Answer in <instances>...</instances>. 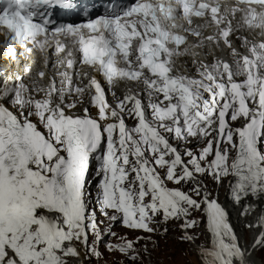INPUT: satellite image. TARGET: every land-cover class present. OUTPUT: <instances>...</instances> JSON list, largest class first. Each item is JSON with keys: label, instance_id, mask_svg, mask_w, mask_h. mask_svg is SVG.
<instances>
[{"label": "snow or ice", "instance_id": "snow-or-ice-1", "mask_svg": "<svg viewBox=\"0 0 264 264\" xmlns=\"http://www.w3.org/2000/svg\"><path fill=\"white\" fill-rule=\"evenodd\" d=\"M170 240L264 264V0H7L0 264H166Z\"/></svg>", "mask_w": 264, "mask_h": 264}, {"label": "rangeland", "instance_id": "rangeland-1", "mask_svg": "<svg viewBox=\"0 0 264 264\" xmlns=\"http://www.w3.org/2000/svg\"><path fill=\"white\" fill-rule=\"evenodd\" d=\"M206 239V236H202L201 240ZM188 250L187 245L177 244L170 240L167 247L161 242V252L154 253L153 259H164L166 264H196V255L194 252L189 255H183L185 251ZM171 256L172 259L169 260L168 257Z\"/></svg>", "mask_w": 264, "mask_h": 264}, {"label": "bare ground", "instance_id": "bare-ground-1", "mask_svg": "<svg viewBox=\"0 0 264 264\" xmlns=\"http://www.w3.org/2000/svg\"><path fill=\"white\" fill-rule=\"evenodd\" d=\"M35 70H36V65H33V71H35ZM220 198L224 201L222 194H221V197ZM249 241H250V236H249Z\"/></svg>", "mask_w": 264, "mask_h": 264}, {"label": "clouds", "instance_id": "clouds-1", "mask_svg": "<svg viewBox=\"0 0 264 264\" xmlns=\"http://www.w3.org/2000/svg\"><path fill=\"white\" fill-rule=\"evenodd\" d=\"M117 231H120V229H117ZM122 231V230H121Z\"/></svg>", "mask_w": 264, "mask_h": 264}]
</instances>
